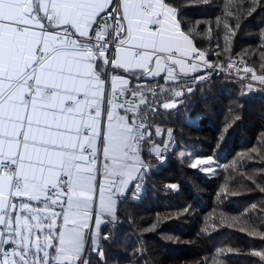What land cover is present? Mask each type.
Listing matches in <instances>:
<instances>
[{
	"label": "snow or ice",
	"instance_id": "obj_1",
	"mask_svg": "<svg viewBox=\"0 0 264 264\" xmlns=\"http://www.w3.org/2000/svg\"><path fill=\"white\" fill-rule=\"evenodd\" d=\"M218 25L228 51L234 29ZM216 68L165 0H0V264H91L89 246L103 260L101 226L141 187L143 144L168 147L152 117L183 103L190 73ZM243 71L249 91L264 86V72ZM190 167L212 172V158Z\"/></svg>",
	"mask_w": 264,
	"mask_h": 264
},
{
	"label": "trees",
	"instance_id": "obj_2",
	"mask_svg": "<svg viewBox=\"0 0 264 264\" xmlns=\"http://www.w3.org/2000/svg\"><path fill=\"white\" fill-rule=\"evenodd\" d=\"M165 2L213 65L238 60L264 72V0L251 12L252 0ZM218 18L235 32L228 51ZM192 75L179 85L193 89L180 98L183 103L159 109L151 119L164 130L153 142L164 145L172 129L173 147L160 162L150 154L151 144H143L148 168L142 196L120 198L115 222L101 226L109 236L101 241L104 258L89 250L91 264H264L253 255L264 251V86L252 82L249 91L251 74L213 73L206 81ZM132 83L154 87L164 81ZM207 157L216 163L212 172L190 167L194 158Z\"/></svg>",
	"mask_w": 264,
	"mask_h": 264
},
{
	"label": "built area",
	"instance_id": "obj_3",
	"mask_svg": "<svg viewBox=\"0 0 264 264\" xmlns=\"http://www.w3.org/2000/svg\"><path fill=\"white\" fill-rule=\"evenodd\" d=\"M230 61L235 62L236 67L231 68V69L227 68V65H228V63ZM230 61L227 62L226 68L223 71H221L219 68H216V69H204L203 71L198 72L197 74H200L199 76H203L204 77L203 79H201L199 81H206L210 77V75L213 74V73H222V74H225V75H228V76H239L240 77V76H243L245 74L244 71H243L245 66L251 67L249 64L241 63V61H238V60H230ZM110 71H111L110 69H106V77H107V75L109 74ZM164 158H165V156L161 155L159 157V160L160 161H164Z\"/></svg>",
	"mask_w": 264,
	"mask_h": 264
},
{
	"label": "rangeland",
	"instance_id": "obj_4",
	"mask_svg": "<svg viewBox=\"0 0 264 264\" xmlns=\"http://www.w3.org/2000/svg\"><path fill=\"white\" fill-rule=\"evenodd\" d=\"M226 68V67H225ZM225 70V69H224ZM246 74V73H245ZM249 93V92H248ZM170 142V140L168 139L167 140V143H168V147H167V149L166 150H164L165 152L168 150V149H171L172 147H173V145H174V142L172 141L171 143H169ZM161 145V144H160ZM162 147H163V145H162ZM164 151H162V152H164ZM164 152V153H165ZM195 159H197V158H194L193 160H192V162L195 160ZM191 162V163H192ZM212 167L214 168V167H216V163H215V161H213L212 160ZM199 170H201V168H198ZM145 170L146 169H144V174H145ZM201 171H203V172H208V171H204V170H201ZM140 184H141V187L139 188V189H135V188H132V189H130V192H129V194H130V197L132 198V199H138V198H140V196H142V191H143V182L141 181L140 182ZM132 192H135L136 194H135V196H133L131 193ZM90 250H91V248H90Z\"/></svg>",
	"mask_w": 264,
	"mask_h": 264
},
{
	"label": "crops",
	"instance_id": "obj_5",
	"mask_svg": "<svg viewBox=\"0 0 264 264\" xmlns=\"http://www.w3.org/2000/svg\"><path fill=\"white\" fill-rule=\"evenodd\" d=\"M177 12V11H176ZM116 74H121V75H127V74H125V73H123V72H121V71H119V70H116ZM189 75H192L191 73L189 74ZM156 79H160L159 77L158 78H156ZM144 80H152V79H144ZM163 81V80H162ZM118 205V204H117ZM90 250V246L86 249V253H87V251H89ZM91 251V250H90Z\"/></svg>",
	"mask_w": 264,
	"mask_h": 264
}]
</instances>
